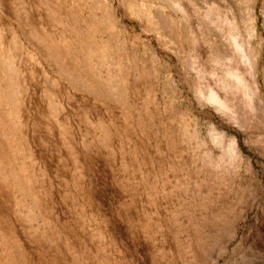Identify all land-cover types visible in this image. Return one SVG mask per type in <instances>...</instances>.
Segmentation results:
<instances>
[{
	"label": "rangeland",
	"instance_id": "rangeland-1",
	"mask_svg": "<svg viewBox=\"0 0 264 264\" xmlns=\"http://www.w3.org/2000/svg\"><path fill=\"white\" fill-rule=\"evenodd\" d=\"M0 38L1 258L264 264V0H0Z\"/></svg>",
	"mask_w": 264,
	"mask_h": 264
},
{
	"label": "bare ground",
	"instance_id": "bare-ground-1",
	"mask_svg": "<svg viewBox=\"0 0 264 264\" xmlns=\"http://www.w3.org/2000/svg\"><path fill=\"white\" fill-rule=\"evenodd\" d=\"M98 1V0H97ZM106 7V6H105ZM111 11V10H110ZM109 11V12H110ZM108 15V14H107ZM78 30V29H77ZM87 31V30H86ZM86 33V32H85ZM1 39V38H0ZM109 42V41H108ZM86 44V43H85ZM91 45V44H90ZM48 51V50H47ZM59 57V56H58ZM8 72V71H7ZM6 82V81H5ZM18 82V81H17ZM114 84V83H113ZM113 86V85H112ZM88 87V86H87ZM1 92V91H0ZM11 94V93H10ZM56 110V109H55ZM51 131V130H50ZM36 132V131H35ZM7 181V180H6ZM5 183V182H4ZM3 195V194H2ZM8 195V194H7ZM10 195V194H9ZM8 198V197H7ZM9 200V199H8ZM0 201H2V200H0ZM6 204V203H5ZM4 204V205H5ZM11 217V216H10ZM23 220H24V218H23ZM8 221V220H7ZM35 221V220H34ZM5 223V222H4ZM34 223V222H33ZM37 223V222H36ZM35 223V224H36ZM8 224V223H7ZM1 225V224H0ZM36 227H38V226H36ZM35 227V228H36ZM13 228V227H12ZM31 229V228H30ZM7 230V229H6ZM4 231V230H3ZM37 232V231H36ZM39 234V233H38ZM4 237V236H3ZM42 241V238L40 237V236H38V238L36 237V242H41ZM9 242V241H8ZM6 244V243H5ZM20 244V243H19ZM6 245H8V244H6ZM18 246V245H17ZM7 247V246H6ZM7 248H9V246L7 247ZM10 249H11V247H10ZM18 249V248H17ZM10 252V251H9ZM13 255V254H12ZM14 256V255H13ZM0 264H13L10 260H7V259H5V258H1V256H0Z\"/></svg>",
	"mask_w": 264,
	"mask_h": 264
}]
</instances>
